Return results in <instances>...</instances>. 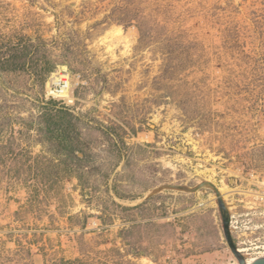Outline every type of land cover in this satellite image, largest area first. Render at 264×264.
Segmentation results:
<instances>
[{
	"label": "rangeland",
	"instance_id": "obj_1",
	"mask_svg": "<svg viewBox=\"0 0 264 264\" xmlns=\"http://www.w3.org/2000/svg\"><path fill=\"white\" fill-rule=\"evenodd\" d=\"M221 188L264 256V0H0V264H240Z\"/></svg>",
	"mask_w": 264,
	"mask_h": 264
},
{
	"label": "built area",
	"instance_id": "obj_2",
	"mask_svg": "<svg viewBox=\"0 0 264 264\" xmlns=\"http://www.w3.org/2000/svg\"><path fill=\"white\" fill-rule=\"evenodd\" d=\"M70 82V76L66 69L59 68L51 73L47 87L48 97L67 100L69 97ZM232 217L231 215V226L233 225Z\"/></svg>",
	"mask_w": 264,
	"mask_h": 264
},
{
	"label": "water",
	"instance_id": "obj_3",
	"mask_svg": "<svg viewBox=\"0 0 264 264\" xmlns=\"http://www.w3.org/2000/svg\"><path fill=\"white\" fill-rule=\"evenodd\" d=\"M219 203L222 207L221 212H222V217H223V222H224V232H225L227 243L229 247L231 248L232 252L236 255V257L240 261V263L245 264L246 259H244L245 258L244 255L239 251L238 246L232 234L230 215H229V212H227L228 209L220 195H219ZM250 264H264V257L255 259Z\"/></svg>",
	"mask_w": 264,
	"mask_h": 264
},
{
	"label": "bare ground",
	"instance_id": "obj_4",
	"mask_svg": "<svg viewBox=\"0 0 264 264\" xmlns=\"http://www.w3.org/2000/svg\"><path fill=\"white\" fill-rule=\"evenodd\" d=\"M219 192H220V196L222 197V199H225L226 198V195L222 192V188L219 189ZM239 251L243 254L245 253L248 249H242V247H239L238 248ZM245 257V256H244ZM260 257H264V256H257V257H249V256H246L244 259H246V263L245 264H250L252 261H254L255 259H258ZM240 262V261H239ZM241 264V263H240Z\"/></svg>",
	"mask_w": 264,
	"mask_h": 264
}]
</instances>
